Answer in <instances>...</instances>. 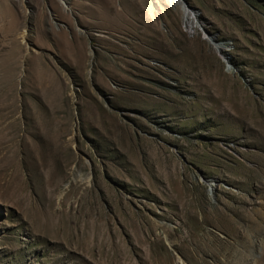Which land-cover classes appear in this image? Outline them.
Segmentation results:
<instances>
[{
	"label": "rangeland",
	"instance_id": "374dc122",
	"mask_svg": "<svg viewBox=\"0 0 264 264\" xmlns=\"http://www.w3.org/2000/svg\"><path fill=\"white\" fill-rule=\"evenodd\" d=\"M0 264H264V0H0Z\"/></svg>",
	"mask_w": 264,
	"mask_h": 264
},
{
	"label": "bare ground",
	"instance_id": "6f19581e",
	"mask_svg": "<svg viewBox=\"0 0 264 264\" xmlns=\"http://www.w3.org/2000/svg\"><path fill=\"white\" fill-rule=\"evenodd\" d=\"M182 10H183L184 15L186 16L189 15V12L185 7L182 6Z\"/></svg>",
	"mask_w": 264,
	"mask_h": 264
}]
</instances>
